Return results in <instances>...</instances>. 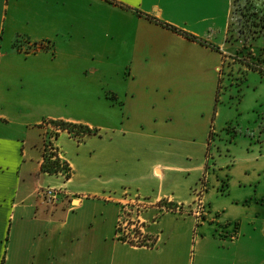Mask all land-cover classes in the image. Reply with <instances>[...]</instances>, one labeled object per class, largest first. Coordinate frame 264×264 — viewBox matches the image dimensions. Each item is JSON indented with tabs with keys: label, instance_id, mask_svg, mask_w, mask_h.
<instances>
[{
	"label": "crops",
	"instance_id": "obj_1",
	"mask_svg": "<svg viewBox=\"0 0 264 264\" xmlns=\"http://www.w3.org/2000/svg\"><path fill=\"white\" fill-rule=\"evenodd\" d=\"M113 1L0 0V264H264V194L243 191L251 185L245 176L262 168L263 138L251 131L242 144L231 119L210 109L211 96L219 102L217 54L226 49L230 27L211 44L157 24L170 22L159 6L145 11L140 16L147 20L137 16L139 26L171 34L179 47H195L201 66L131 67L126 76L116 70L113 83V74L100 67L102 57L91 63L98 51L89 50V39L96 34L97 40L100 30L114 41L121 28L134 27L135 17L103 20L105 9L142 7L141 0ZM88 5L100 18L97 13L88 20ZM150 43L151 35L135 42L141 51ZM206 67L218 80L203 106L187 98L202 86L185 80ZM56 107L65 110L55 113ZM49 121L93 132L81 139L66 131L57 135L68 179L41 169L43 123ZM203 178L210 214L200 225L192 216L160 215L152 207L141 221L153 247L117 238L126 194L189 205ZM47 187L64 188L67 196L47 205L37 195ZM232 232L237 238H226Z\"/></svg>",
	"mask_w": 264,
	"mask_h": 264
},
{
	"label": "rangeland",
	"instance_id": "obj_2",
	"mask_svg": "<svg viewBox=\"0 0 264 264\" xmlns=\"http://www.w3.org/2000/svg\"><path fill=\"white\" fill-rule=\"evenodd\" d=\"M105 1L114 4L113 0ZM232 1V8H230L229 0L227 2L226 0H212L209 4H206V0H201L199 6L193 12L187 14L174 12L167 0H141L142 7L137 10L127 6H119L122 8L120 11L109 12L105 9L102 13L100 11L96 12L94 8L88 5L87 18L89 21L95 18L97 13L98 18H100L101 13V17L105 21L116 18L121 21L131 20L132 17L136 19L134 27L121 28L123 31L121 38L114 39V41L111 38L107 39L105 37L106 32L101 33L99 30L97 40L96 34H94L89 39L88 45L89 50L92 48L96 50L97 48L98 51V55L93 57L94 61L91 63L97 64L96 62H99L102 57L101 69L105 73L113 74L112 82L116 83L117 76L114 74L116 70L122 71L126 76L131 71V67L135 69L149 68L159 71V69L172 70L185 64L196 66V69L201 66L200 62L196 60L199 51L195 47L190 45L179 47L172 40L171 34L154 30L150 34L142 26L143 23L139 26L137 16L141 17V13L145 11L152 12V8L159 6L164 11L163 17L170 22H163L164 19H156L155 22L157 24L167 25L168 23H174V28L178 31L206 43H209V41L219 42L223 38L226 26H229V42L226 45V49H220L217 54L222 63L221 78H223L219 102L216 103L211 96L210 109L211 111L215 109L218 113H221V119L225 117L231 119V124L240 131V140L242 141L240 142L242 144L245 143L244 140H246L247 133L251 131L257 134L261 133L259 136L263 138L261 146L262 168L259 169V172L250 170L249 176H245V178L248 180V184L250 183L252 186L249 184V187L243 189V191L252 192L257 189L258 196H260L264 194V78L258 73H252L253 71L235 62L230 56H235L237 60L245 58L247 62H253L255 65L259 64L252 58H261L262 56L258 51L260 49L264 50V0ZM228 8L230 9L229 12ZM122 10L126 14H123ZM146 18L141 17L143 20ZM261 25L262 27H259ZM148 35H151V43L146 46L147 50L141 51L143 50L141 44L138 48L135 42H140L144 36ZM165 36L168 37L166 38ZM156 40L158 41L157 43L154 42ZM116 43H118L117 46ZM37 48L35 47L34 49L39 50ZM33 50L31 51L33 52ZM207 69L206 67V71L196 73L189 80H185L186 82L202 86L199 93L193 92L187 98L200 101L203 106L209 103V88L212 89L213 86H216L218 80V74L210 73ZM57 101H59L58 98ZM52 110L56 113V111L65 110V108L57 109L56 107L55 110ZM76 112L80 111L75 110ZM238 151H240L239 148L235 152ZM239 174L243 175L242 172H239ZM234 181L235 178H232L230 182L233 183ZM220 187L223 189L222 186Z\"/></svg>",
	"mask_w": 264,
	"mask_h": 264
},
{
	"label": "built area",
	"instance_id": "obj_3",
	"mask_svg": "<svg viewBox=\"0 0 264 264\" xmlns=\"http://www.w3.org/2000/svg\"><path fill=\"white\" fill-rule=\"evenodd\" d=\"M43 126L47 130L43 137V157H49L53 161L59 160L61 166L58 173L63 175L65 179H68L71 171L62 166L63 162L60 160L59 151L54 144L57 135L62 131L60 128L53 126L50 122H44ZM69 134L78 139L81 138V135L75 136L73 133ZM205 189V178H203L199 186L193 190V201L189 205L173 203L170 200L148 203L137 196L131 197L126 194L120 202L121 208L116 226L117 238L122 242L134 246L153 247L155 241L152 237L145 234L144 223L141 221V214L152 207L155 208L160 215L162 213H176L179 215L192 216L196 221V225H200L210 214L209 208L203 198ZM37 195L41 197L47 205L54 206L58 204L62 198L67 196V191L64 188L47 187L39 189ZM237 236V232H232L227 235L226 238L234 240Z\"/></svg>",
	"mask_w": 264,
	"mask_h": 264
},
{
	"label": "trees",
	"instance_id": "obj_4",
	"mask_svg": "<svg viewBox=\"0 0 264 264\" xmlns=\"http://www.w3.org/2000/svg\"><path fill=\"white\" fill-rule=\"evenodd\" d=\"M167 27H169L171 30L173 31H177L178 33H180L181 35H184L187 38H190L192 40H195L196 38L188 35L186 33H183L181 31H178L176 28L170 27L168 25H165ZM252 26V25H251ZM253 27H257V26H253ZM259 27H262L259 26ZM230 37V36H229ZM229 39V38H228ZM39 49H42V45L38 46ZM260 49L258 52L260 53V55L262 57H264V50ZM263 52V53H262ZM250 54V53H249ZM251 55V54H250ZM252 58L255 60V62L259 63L258 65H255V63L253 62H247V60L245 58H240V60H237V58L234 56H230V58L232 60H234L235 62L239 63L240 65L245 66L247 69L258 73L262 78H264V58ZM53 126L60 128L61 131H66L68 133H73L75 136H79L81 135V138H83L86 135H91L93 134L92 130H90L88 127L86 126H82V125H78V124H70V123H66L63 121H49ZM80 138V139H81ZM65 168L69 169V167L66 165V163H62ZM60 161L59 160H51L49 157L44 156V160L41 166L42 171L46 172V173H58L60 170ZM70 170V169H69ZM225 186V183L223 181L222 183V187ZM221 193L224 192V189L221 188Z\"/></svg>",
	"mask_w": 264,
	"mask_h": 264
},
{
	"label": "snow or ice",
	"instance_id": "obj_5",
	"mask_svg": "<svg viewBox=\"0 0 264 264\" xmlns=\"http://www.w3.org/2000/svg\"><path fill=\"white\" fill-rule=\"evenodd\" d=\"M171 9L178 14L193 12L201 3V0H167Z\"/></svg>",
	"mask_w": 264,
	"mask_h": 264
}]
</instances>
